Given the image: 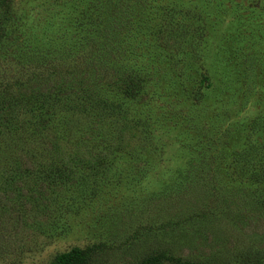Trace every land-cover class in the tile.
<instances>
[{"label":"rangeland","instance_id":"374dc122","mask_svg":"<svg viewBox=\"0 0 264 264\" xmlns=\"http://www.w3.org/2000/svg\"><path fill=\"white\" fill-rule=\"evenodd\" d=\"M51 1L58 13L74 0H0L5 25L22 21L13 34L25 49L42 39L55 52L70 41L39 35L53 33L44 21L58 20L47 17ZM172 1L153 24L125 25L120 14L116 55L92 59L108 64L104 93L126 108L125 121L95 117L85 140L73 131L58 143L48 138L59 126L52 118L44 131L28 110L4 112L14 123L0 124V264H59L61 253L90 245L88 264H264V186L256 182L264 180V0ZM124 25L134 38L122 36ZM67 44L58 64L70 71L83 50ZM4 51L0 92L18 70ZM120 84L133 98L119 95ZM82 121L77 115L68 128L82 130Z\"/></svg>","mask_w":264,"mask_h":264},{"label":"trees","instance_id":"16d2710c","mask_svg":"<svg viewBox=\"0 0 264 264\" xmlns=\"http://www.w3.org/2000/svg\"><path fill=\"white\" fill-rule=\"evenodd\" d=\"M160 1L162 0H126L124 5L118 7L117 5H114L115 1L111 2L110 0H74L70 11L62 12L59 10L58 13H56L57 10H54L56 8L51 1L50 6L46 5V7H48L46 10L48 14L47 17L54 18L56 15L58 16V20L54 22L44 21L48 27H51L53 33H46L47 30H43L39 35L45 33L52 39L54 34L57 33L62 37L70 39L69 42H67V40H62L63 43L61 42V44L65 45V47L61 45L58 47V50H55V52L50 48L44 49L43 47L42 49L40 43L42 39L39 41L36 40L35 43L32 45L30 44L26 49L23 45H20L16 38H14L13 33L15 30L19 31L22 21L17 24L15 22H9L5 25L8 19V17L5 16L7 12L3 9L4 6L0 4V46H4V52H6L7 55L9 51H12L13 57L11 56L10 58V56H8L9 66L11 67L13 63L14 65L18 64L17 73L15 75L10 74L11 79H13L14 76L13 81L15 83L13 88L5 89L10 91L1 90L0 92V96L2 97L0 98V124L2 127L3 124L14 123L11 122L9 115L4 113L7 110H28L33 113V121L31 125L36 126L37 128L39 127L38 129L40 130H47L45 127L47 123L48 127L50 126L49 123L53 125L52 120L54 125H59L58 130L49 128L50 133L48 136V138L55 139V141L59 143L65 139V134L73 131L76 132V139L82 138L85 140L84 132H87L85 131V127L88 124L91 125V122L95 117L100 119L103 116L111 118L113 115H117L119 120L125 121V115H127L125 112L126 108L121 103L111 102L108 95L104 93V82L107 78L106 74L109 69L108 64L103 63L101 67H95L92 64V59L99 53H103L101 59L104 61L109 55H116L114 53L115 49L113 48L116 46L115 42L117 39H114L113 31L118 30L120 26L122 28V22L124 19L125 25H128L132 21L146 22L150 24L156 23L154 21L159 19L160 16L158 13L162 11V5L168 1L173 2L172 0H167L165 3ZM173 4H175V2ZM122 13L126 16L124 19L120 15ZM208 18L213 19L214 16L208 15ZM169 20L170 18H168V21ZM118 23H120V25H118ZM125 25L124 30L122 32L120 31L121 34L126 32L129 37L134 38L135 35L133 36L132 32L128 31L130 28H125ZM151 28L154 29L155 27ZM168 37L172 38L170 35L166 38ZM124 38L122 39V37H119L118 40L123 43ZM70 42H76L77 47H81L76 52H82V50L83 52L79 53L82 55L78 61H76V55L72 58L73 60L71 59L72 63L69 67L70 71H66L64 70L65 68L63 69L64 65L61 66L58 64L61 63L62 60L59 62L58 60L61 58V55H59L60 51L67 52L66 47L69 45L67 43ZM157 44L158 41L152 44V46ZM50 55L55 57V59L53 57L50 59H53V61L56 62L50 60L40 67V72L36 73L32 71L34 64H43L42 60ZM70 55L71 54L68 55L66 60L67 63L71 58H69ZM84 55L87 56V59L85 63L82 64L80 60ZM0 57L6 56L3 54ZM22 57L27 58L26 62L23 61ZM20 59L21 61L18 62ZM20 74L24 75L21 79L18 78ZM66 76L69 77V81H66ZM133 77L135 78V75ZM94 78H96V83H102L94 86ZM118 89L120 91L119 95L125 97V99L128 97L133 98L136 93L132 92L131 87L128 90L127 85L125 84H120ZM5 92H8V94ZM107 108H117L118 111L109 112L110 110ZM102 109L108 112L101 113ZM96 110L100 112H96ZM77 115L81 116L83 119L82 130H71V128L68 127L72 125L73 119ZM64 127H66L67 130H65ZM32 134L33 130L31 132V135ZM147 135L150 136V138L152 137L149 135L148 131ZM53 144L54 143H52V148L55 149ZM247 148L250 149V146ZM251 148V150L256 149L253 146ZM136 149L137 148L134 150L139 151ZM248 153V150L245 151L246 155H248ZM246 155H242L241 158L239 156L241 160L245 157V163L247 161ZM258 170L259 169H255L253 166L249 168L250 173H255ZM38 171L40 170L37 169L36 171L31 172L37 173ZM258 175L259 177H264V166L260 167ZM258 181L261 186H264L263 179L256 178V182ZM91 247L92 245L84 247L83 249L72 248L63 252L60 254L58 262L59 264H88L86 253L87 251H90ZM154 258L155 257H152L146 262L140 264H152Z\"/></svg>","mask_w":264,"mask_h":264}]
</instances>
